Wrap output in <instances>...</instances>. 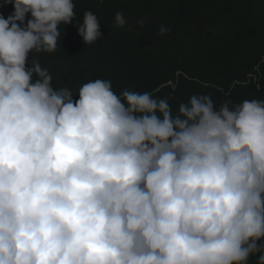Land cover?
Returning <instances> with one entry per match:
<instances>
[{"label": "clouds", "instance_id": "clouds-1", "mask_svg": "<svg viewBox=\"0 0 264 264\" xmlns=\"http://www.w3.org/2000/svg\"><path fill=\"white\" fill-rule=\"evenodd\" d=\"M11 2L0 16V264H264V99L217 107L193 94L174 112L107 79L54 88L38 54L62 44L76 5ZM100 22L91 10L75 22L85 45L102 38Z\"/></svg>", "mask_w": 264, "mask_h": 264}, {"label": "trees", "instance_id": "trees-1", "mask_svg": "<svg viewBox=\"0 0 264 264\" xmlns=\"http://www.w3.org/2000/svg\"><path fill=\"white\" fill-rule=\"evenodd\" d=\"M73 2L76 19L61 25L62 44L38 54L54 88L75 94L89 80L107 79L117 94L128 89L167 98L174 112L193 94L210 95L217 107L227 99H264V0ZM88 10L100 19L102 38L85 45L75 22ZM13 11L11 0H0V16ZM117 12L124 13L123 27L115 25Z\"/></svg>", "mask_w": 264, "mask_h": 264}]
</instances>
